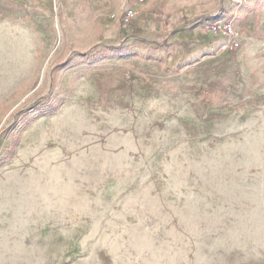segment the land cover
<instances>
[{"label":"rangeland","instance_id":"obj_1","mask_svg":"<svg viewBox=\"0 0 264 264\" xmlns=\"http://www.w3.org/2000/svg\"><path fill=\"white\" fill-rule=\"evenodd\" d=\"M163 1L0 0L5 261L264 264V0Z\"/></svg>","mask_w":264,"mask_h":264},{"label":"built area","instance_id":"obj_2","mask_svg":"<svg viewBox=\"0 0 264 264\" xmlns=\"http://www.w3.org/2000/svg\"><path fill=\"white\" fill-rule=\"evenodd\" d=\"M139 1L144 2V0H139ZM134 18H135V12L132 10H128L124 13L122 20L123 23L125 24V23H129ZM206 29L216 36H221L223 38H226V42L221 44L219 47L220 51L227 52V51L235 50L239 47V43L236 39L233 28L228 22H223V21L211 22L207 25Z\"/></svg>","mask_w":264,"mask_h":264},{"label":"crops","instance_id":"obj_3","mask_svg":"<svg viewBox=\"0 0 264 264\" xmlns=\"http://www.w3.org/2000/svg\"><path fill=\"white\" fill-rule=\"evenodd\" d=\"M164 3L163 0H155V10L159 9L162 4ZM9 260L5 261L4 258L2 256H0V264H21L19 260H14V258L9 257Z\"/></svg>","mask_w":264,"mask_h":264}]
</instances>
